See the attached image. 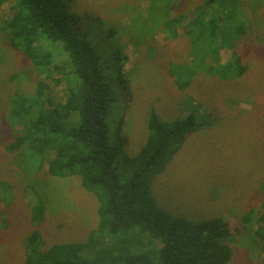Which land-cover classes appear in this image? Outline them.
<instances>
[{"label":"rangeland","instance_id":"374dc122","mask_svg":"<svg viewBox=\"0 0 264 264\" xmlns=\"http://www.w3.org/2000/svg\"><path fill=\"white\" fill-rule=\"evenodd\" d=\"M200 2L158 0L157 4L164 7V17L189 12ZM151 3L74 0L70 7L80 15L75 26L88 35L104 57L112 89L108 133L122 147L114 162L119 178L123 182L134 173L125 156L137 155L145 144L152 111L162 121L195 110L197 115L211 113L212 117L208 115L205 124L191 133L155 174L152 193L167 213L194 221L223 217L232 232L225 240L232 249L227 264H264L262 241L256 233L260 206L264 204V37L259 35L256 45L250 43L242 50L250 67L238 76L236 67L226 69L223 65L231 58L229 49L221 50L219 60L214 54L204 59L184 34L171 37L161 32L155 38L158 27L154 26L144 33L146 24L138 22L148 23L150 12L146 7ZM13 4L10 0L2 5L0 25L12 13ZM260 8L255 13L251 9L247 12L253 23L256 19L264 27V4ZM101 19L120 28L121 57L110 55L114 46L95 22ZM133 49L137 52L131 55ZM160 65L161 74L157 70ZM15 73L18 79L10 80ZM39 76L32 62L12 49L0 30V264H24L25 236L34 228L30 209L37 200L31 185L46 206L45 220L38 228L48 244L84 242L99 223V201L83 187L79 175L47 173L53 151L43 154L41 160L30 153L27 159L25 147L12 154L4 152L9 151L7 143L19 133L21 125L20 118L11 116L12 92L31 91ZM177 80L190 84L184 89L175 84ZM64 88V83L52 82L53 97L64 101ZM251 209H255L254 219L234 233L232 226L238 216Z\"/></svg>","mask_w":264,"mask_h":264},{"label":"trees","instance_id":"16d2710c","mask_svg":"<svg viewBox=\"0 0 264 264\" xmlns=\"http://www.w3.org/2000/svg\"><path fill=\"white\" fill-rule=\"evenodd\" d=\"M7 1L0 0V9ZM11 1L12 13L3 20L0 30L11 48L32 62L40 79L31 91L12 92L11 116L20 118L21 125L19 133L7 143L9 151L4 152L12 154L25 147L27 159L30 153L41 160L43 154L53 151L47 173L79 175L83 187L99 201V223L88 240L48 244L38 228L45 220L46 206L35 187L29 186L37 200L30 209L34 228L25 236L24 264H227L232 249L225 240L232 232L223 217L194 221L167 213L158 206L151 190L155 174L211 113L197 115L195 110L162 121L152 111L145 144L137 155L125 156L134 173L121 182L114 165L121 143L113 141L108 133L112 89L104 57L88 35L75 26L80 15L70 11L74 0ZM152 1L146 7L150 12L148 23L138 22L146 24L144 33L154 26L158 27L155 38L161 32L171 37L184 34L204 59L214 54L219 60L221 50L229 49L231 58L223 65L226 69L236 67L238 76L250 67L242 50L250 43L256 45L259 35L264 37V27L256 19L253 23L247 9L255 13L264 0H202L189 12L164 17V7L157 4L158 0ZM95 22L114 46L110 55L121 57L120 28L103 19ZM136 52L133 49L131 55ZM157 70L161 74L162 66ZM18 77L11 74L10 80ZM52 82L65 84L64 101L53 97ZM175 84L185 89L190 81L180 84L177 80ZM260 207L256 233L264 250V204ZM254 211L238 216L232 226L234 233L248 226Z\"/></svg>","mask_w":264,"mask_h":264},{"label":"bare ground","instance_id":"6f19581e","mask_svg":"<svg viewBox=\"0 0 264 264\" xmlns=\"http://www.w3.org/2000/svg\"><path fill=\"white\" fill-rule=\"evenodd\" d=\"M244 228V227H243Z\"/></svg>","mask_w":264,"mask_h":264}]
</instances>
